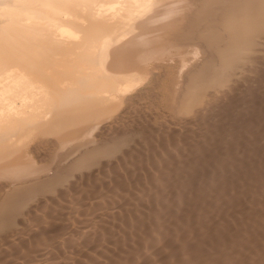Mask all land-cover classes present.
Segmentation results:
<instances>
[{
    "label": "bare ground",
    "instance_id": "6f19581e",
    "mask_svg": "<svg viewBox=\"0 0 264 264\" xmlns=\"http://www.w3.org/2000/svg\"><path fill=\"white\" fill-rule=\"evenodd\" d=\"M14 5L13 8L4 5L6 8L0 9V15L6 19L0 29V264H264V244L261 246L264 241L263 227V233L257 227L263 237L258 235L259 231H255L257 228L254 227L263 226L264 220L261 219L264 213L263 217L260 215L262 218L257 217L256 213L252 211L254 215H251L246 208L254 202V198L249 201L246 194L243 196L251 202H247V206L245 198L241 201L239 196V201L246 206L244 208L248 212L243 210L245 216L249 212L251 217L254 216L251 219L248 214L253 222L244 220L245 226L248 225L247 222L254 225V232L257 234L247 236L236 230L238 234L235 232V236H239L227 241L226 236L219 234L220 230L216 229L218 235L225 237L213 248L216 251L211 252L209 250L213 246L208 244L211 237L205 233V227L201 234H197L199 229L194 228L197 224L191 217L193 214L190 216L186 212L188 214L184 218V204L194 188L188 193L185 190L187 187L184 188L185 193L172 200L166 193L165 185L159 187L158 191L154 188L156 194L146 185H133L132 192L126 191L130 193L123 191L129 190L132 185H129L128 173L126 174L134 169L130 167L131 164L138 162L139 167L144 169L141 158L145 148L140 146L141 143H138L139 146L136 143L131 145L132 136L135 135L131 132L134 125L129 122L132 119L127 121L132 129L130 126L126 127L131 134L118 130L120 121L127 114L124 106L126 90H137L138 87L145 86L151 77L157 75L158 69L166 66V60L162 62L165 66L160 61L169 57L176 58L177 61V72L169 81L168 95L174 100L173 105H170L172 113L190 127L200 120L208 119L207 115L213 118L217 114H214L217 111L215 108L230 101L233 92L245 84L244 77L248 71L246 67L252 65L255 68L258 65L256 62L262 63L264 59V0H21L15 8ZM191 55L196 61L190 68ZM261 58L262 61H259ZM187 60L189 69L186 67L188 63H185ZM173 67L174 65L171 66ZM251 69L246 78L248 83L252 80L248 79ZM172 70L170 69L171 72ZM167 73L164 74L168 75ZM258 79L252 81L261 82ZM171 97H168L169 100ZM172 99L168 102L171 103ZM227 107L218 111L231 110ZM252 108L255 109L254 106ZM211 109L214 111L213 116L210 112L208 114ZM230 113L232 115V111ZM228 117L230 119V115ZM207 119L203 122H207ZM236 119L231 122L232 125ZM133 121L137 123V119ZM175 122L176 120L169 122V125L173 126ZM154 123L146 127L152 129ZM241 123H235L236 128H231L232 132L243 135L244 138L245 135L248 136L245 142L243 139L242 141L252 149L247 148V154L239 153L240 147L236 146L225 150V154L229 153L233 162L232 164L229 159L230 167L233 165L232 168H244L243 171L240 167L234 170L240 173H236L239 185L234 182V188H231L233 191L237 188L250 191L257 199L259 190L263 188L261 181L264 182V129L260 130L257 126L256 130L247 133L245 129L248 125L241 126ZM232 125L229 127H233ZM202 126L204 128V124ZM154 127L157 128L155 125ZM161 128L151 132L152 130L143 131L139 126L137 130L141 129L140 134L137 130L133 131L141 136L142 140L138 138L149 149L147 153H150V149L153 152L152 167L165 173L164 170L169 169L176 161L179 169L182 166L187 168L188 164L181 165L185 163L182 155L173 158L182 146L180 141H177L175 148H171L165 147L166 139L162 142L164 147L157 140L162 138L158 136L163 133ZM176 132L175 129L174 134ZM171 134L166 138H170ZM153 135L155 138L158 136L156 143H153ZM138 138L134 139L139 141ZM184 150L196 156V150L190 147ZM191 163L204 165L202 159L196 158ZM227 163L224 166L222 164L226 169ZM215 173L218 172H214L217 175ZM122 174L126 181L124 178L121 181L118 177ZM184 174L186 183L189 175ZM247 179L251 181L248 182ZM125 182L128 184L125 185ZM126 186L127 189L124 188ZM104 190L109 194L114 193L111 195L115 198H112L117 200L114 202L109 198L114 203L110 200H107L109 204L102 203L101 195L107 193ZM91 192L94 195L90 200L86 199L87 202L84 200L85 203H82L83 196ZM200 195L202 197L203 194ZM206 198L208 200L209 197ZM257 202L254 205L258 207ZM255 206L254 210L258 209ZM233 211L236 212L235 208ZM258 213L261 214L259 211ZM234 219L238 223L239 218ZM57 223H62L64 228L62 231L58 229L56 235L52 229L53 226L57 227ZM208 223L211 224V221L208 220ZM239 225L241 229L243 224ZM251 225H248L249 228ZM24 236L27 237V242L26 239L22 240ZM33 242L36 243L34 247ZM87 252L92 254L88 261L82 258Z\"/></svg>",
    "mask_w": 264,
    "mask_h": 264
},
{
    "label": "rangeland",
    "instance_id": "374dc122",
    "mask_svg": "<svg viewBox=\"0 0 264 264\" xmlns=\"http://www.w3.org/2000/svg\"><path fill=\"white\" fill-rule=\"evenodd\" d=\"M6 1V0H5ZM5 1L4 0H1V4H0V9H2V8H6V7H8V8H13V5L15 4V3H17V4H15L14 5V8L18 5V3L19 2H21V0L19 1H17V0H7L6 1V3H8L9 4V1L11 2L9 5L7 4L6 5V3H5ZM14 3V4H13ZM13 4V5H12ZM6 7H5V6ZM20 5V4H19ZM0 14H1V12H0ZM0 17H2L1 15H0ZM3 17H5V16H3ZM3 17L2 18H0V29L2 28V26L4 25V22L6 21V19L4 18L3 19ZM4 21H3V20ZM3 23V24H2ZM189 57V56H188ZM192 57V58H191ZM191 60H190V63H191V66L189 65V63H188V61L189 60H187V61H185V63L187 64L186 65V67L189 69V67L188 66H190V68L192 67V65H194V63H195V61H196V59L194 60V56L193 55H191ZM172 57H169V58H166V59H164V60H162V61H160V63L161 64H164V66H165V63H162V62H164L165 60V62L167 63L166 64V66L168 67H162L161 69L163 70H161V69H158V73H157V77L155 76H153V77H151L152 79L148 82V83H146L145 84V86H143V87H138V89L137 90H135V89H132V90H126V92L124 93V95H125V97L127 98H125L126 100V103H125V108H126V112H127V114H126V117H125V119L123 120V121H120V125L118 126V130L119 131H125V132H128V130H130V129H128V128H126V127H128V126H130V125H128L129 124V122H130V124H132V126L134 125V130H131V132H132V135H137V131L139 132V134H140V131H141V129L143 130V131H151V132H153V130H158V129H160V127H162L161 128V132H163L162 134H160V135H158V136H160V137H162L163 138V135H164V132H166V131H164V130H167V132H169L170 134L172 133V132H170V130L171 131H173V134H174V132H175V129H176V133L175 134H177L178 135V137L174 134V137L172 136L173 134H171L170 135V138H166V137H169L168 135H169V133H168V135H167V132H166V134L165 135H167V136H165L164 135V138L162 139V138H157L158 136L156 135V138H157V140L160 142V144L162 143V142H165L166 140V142H165V147H173V148H175L176 146H177V143L180 141V143L179 144H181L182 146H180V150H179V152H178V154H175L174 155V157L173 158H175L176 156L177 157H181V155L184 157H181L182 159H183V161L185 162V163H183V164H181V165H186V164H188L187 165V168H186V166L184 167V166H182V168L180 167L181 165H179V167H180V169L178 168V165L176 164L177 162L175 161L174 163H173V165L172 166H169V169H167V170H164L165 171V173L164 172H161V171H157V168L155 169L154 167H152L153 165H152V163H153V156L151 155V153H153L152 151H151V149H150V153L148 154L147 152L149 151V149H146V146L145 145H143L142 144V139H141V136L140 135H137V136H132V142H131V145H133L134 143H136V146H137V144L138 143H141L140 144V146H143L142 148L144 149V150H142L143 151V153H144V151H146L145 152V154H143L142 153V167H144V169L143 168H141V167H139L140 166V164L138 163V162H136L135 164L133 163V164H131L132 166H130V164H129V166L130 167H134V169H132V171L130 172V171H127L126 172V174L128 173V178L129 179H127L128 181V183H129V185H131L130 186V188L133 186V185H139V186H144V185H146L147 187H149V188H151V191L153 192V190H154V188L155 189H157V191H158V189H159V187H161V186H163V185H165V187H166V193L167 194H169L171 197H170V199L172 200V198H176V196H180V195H182L183 194V192L185 193V190L187 191L186 193H188V191H191V188H194V192L192 193V191H193V189H192V191H191V195L190 196H192V197H187L188 199H187V201H186V203L184 204V209H185V213H183L185 216H184V218H186L187 216V214L188 215H192L191 217L193 218V220H195L194 222H196L195 223V225L196 226H194V228L196 227V229H199L198 231L199 232H197V234L198 233H202V228L203 227H205V229H206V234H209L210 235V239H209V241H208V244L210 243V245H212L213 247H211L210 248V250L209 251H211V250H214V251H216V249H213V248H216L217 247V245H218V242H219V240L220 239H223L225 236H226V238H225V240H227V241H229V240H231L232 238H235V237H237V236H239V235H237V236H235V234L239 231V234H240V231L243 233L244 232V234H246L247 236H251L252 235V233H256L257 234V232L259 231L258 230V226H259V228H260V231H262L261 229H262V227H263V231H264V224H263V226H261V225H256V226H254V227H256L257 229H255V231L257 230V232H254V227L251 225V224H249L250 223V221H252V220H250L248 217L250 216L251 217V215H254V213H256L255 215L257 216H262V214L264 213L263 211H264V190L262 191V189L264 188V182H262L261 181V184H263V185H261L263 188H261V186H259L260 188H261V190H259V193H258V198H259V195L260 194H263V195H261L260 196V198L257 200L253 195H252V193L250 192V191H247V190H239V188H237V190H235V191H239V193H235V191H233L232 189L234 188L233 186H232V184H234V182H235V184H236V182L238 181V179H237V176H236V173H238V174H240L239 172H237V171H234L235 169L237 170V168L238 167H240V166H236L237 168H232V166L230 167V165H231V162H232V160L230 159V154L228 153L227 155L225 154L226 152H225V150L227 151L228 149H229V147H233V146H236V147H240V148H238L239 149V153H242V154H247V153H249V151H248V149L249 150H251L252 148L251 147H246L245 145H244V142L246 141L245 140V138L246 139H248V136H246L245 135V138H244V136L242 137V136H239L238 134H236V132H232V129L231 128H236L235 126H234V124L236 123L237 125L238 124H240L241 122V126H242V124L244 125V126H246V125H248V126H246V129L245 128H243V130L245 129V131L248 133L250 130V132H253V130H256L255 129V127H257V126H259L258 128H260V130H262V129H264V126H262V124L264 125V64H263V62H264V59L263 58H261V60L259 59V61H262V59H263V61H262V63L261 62H256V64H258V65H256V64H253V65H256L255 66V68L254 67H252V65L249 67V66H247L246 68H247V72H246V74L248 75V73H250L249 72V69H251V71L253 72V74H252V72H251V74L253 75H251V74H249V76L250 77H248V79H249V81H250V79L252 78V80H255V79H260L261 80V82L260 81H252L251 80V82L250 83H248V80H246V78H247V75L244 77L245 79H244V81H245V84H244V81H243V84L241 83V85H243V87L242 86H240V88H238L237 90H235L232 94V96L230 97V101L228 100V101H226L225 103L223 102V104L225 105H222L221 103V106L222 107H220V105H219V108H215V110L217 109V111H215L214 110V108H213V110L215 111H213L212 109V112H211V110H209L208 111V114H209V112H210V114L213 116L215 113H217L215 116H213V118H215V119H213L212 117H210V115H207V116H209L208 117V119H209V122H208V119H207V122H203V121H205V120H200V121H198V123L197 124H194V125H191V127L190 126H188V125H185V123H183L182 122V120H180L178 117L176 118L175 117V115L172 113V110H170L171 109V104L174 102V100L172 99V97L170 96V95H168L169 94V90H170V87H169V85H170V82H171V77L174 75V74H176V72L177 71H175V70H177V63H175V62H177L176 61V58H172ZM170 60L171 59V61H173V63L171 62V61H167V60ZM170 64H169V63ZM154 63V62H153ZM175 63V64H174ZM263 65V66H261V64ZM260 64V65H259ZM169 65H170V67H169ZM172 65H174V67L173 68H175V69H173V68H171V66ZM248 67H249V69H248ZM259 67H261V69L259 68ZM166 68V69H165ZM186 68V69H187ZM258 68V69H257ZM170 69L172 70V72L170 71ZM257 71H256V70ZM161 70V71H160ZM185 70V69H184ZM261 70V71H260ZM168 71H170V72H168ZM260 71V72H259ZM168 72V73H167ZM174 72V73H173ZM164 73H167L168 75H166V74H164ZM171 73V74H170ZM173 73V74H172ZM260 73V74H259ZM163 74V75H162ZM260 77H259V76ZM261 76H263V77H261ZM254 77H255V79H254ZM257 77V78H256ZM155 78V79H154ZM173 78V77H172ZM258 79V80H259ZM170 81V82H169ZM169 82V83H168ZM252 82H253V84L256 86H254L253 84H252ZM254 82H257V83H254ZM249 84V85H248ZM257 84H258V86H257ZM250 85H252V86H250ZM245 86H246V88H245ZM249 86H250V88H249ZM263 86V87H262ZM248 87V88H247ZM255 87V88H254ZM166 88V89H165ZM167 88H168V90H167ZM252 88V90L250 91V89ZM263 88V89H262ZM242 89V91H240ZM246 89H248V90H246ZM257 89V90H256ZM134 90V91H133ZM259 90H261V91H259ZM168 91V92H167ZM237 91V92H236ZM260 93H259V92ZM262 91H263V94H262ZM129 92V93H128ZM133 92V93H132ZM252 92V93H251ZM256 92V93H255ZM127 93V94H126ZM131 93V94H130ZM237 93L239 94V93H241V94H239V95H237ZM248 93V94H247ZM259 93V94H258ZM128 94H130V95H128ZM258 94V95H257ZM168 95V96H167ZM249 95V96H248ZM260 95H262V96H260ZM238 96V97H237ZM245 96V97H244ZM251 96V97H250ZM254 96V97H253ZM168 97H171L170 98V100H169V98ZM241 97V98H240ZM168 98V100H166ZM250 98H251V100H250ZM129 99V101H127ZM171 99H172V102L171 103H169L170 101H171ZM243 99H245V100H243ZM249 99V100H248ZM166 100V101H165ZM234 100V101H233ZM247 100V101H246ZM169 101V102H168ZM249 101V103H247ZM234 102H235V105H234ZM239 102V103H238ZM255 102V103H254ZM129 103L131 104V105H129ZM167 103V104H166ZM231 105L230 107H229V105ZM240 104V105H239ZM128 105L130 106V109L128 108ZM133 105V106H132ZM173 105V104H172ZM227 105H228V107H227ZM233 105H234V107H235V109H234V107H233ZM250 105H252V106H250ZM224 106V107H223ZM247 106V107H246ZM254 106V110H253V107ZM257 106V107H256ZM261 106V107H260ZM225 107H227V108H229V109H231V110H228L227 109V111L230 113L231 111H232V115H231V113L229 114L230 115V119H229V115H227L226 116V114L224 115V113H228L227 111L225 112H222V110H220V111H218L220 108H224V109H226ZM244 107V108H243ZM153 108V109H152ZM242 108V109H241ZM248 108H250V109H248ZM252 108V109H251ZM258 108V109H257ZM262 110H261V109ZM136 109V110H135ZM143 109H144V111H143ZM146 109V110H145ZM169 109V110H168ZM246 109V110H245ZM128 110V111H127ZM131 110V111H130ZM250 110V111H249ZM252 110V111H251ZM258 110V113L256 112ZM146 111V112H145ZM148 111V112H147ZM156 111V112H155ZM240 113H239V112ZM247 111H249V112H247ZM128 112H131V113H129L128 114ZM165 112V113H164ZM213 112H214V114H213ZM218 112H220V113H218ZM221 112L223 113V114H221ZM252 112H254V114L256 115H254ZM145 113V114H144ZM146 113L148 114V115H146ZM150 113V114H149ZM168 113H170L169 115H168ZM243 113V114H242ZM163 114H165V116L163 115ZM207 114V113H206ZM221 114V115H220ZM236 114H237V117H236ZM252 114H253V116H252ZM127 115H129V117L127 116ZM154 115H155V117H154ZM262 116V117H260V116ZM142 116V117H141ZM148 116V117H147ZM233 116V117H232ZM134 117V118H133ZM141 117V118H140ZM146 119H145V118ZM140 118V119H139ZM144 118V119H143ZM148 118V119H147ZM151 118V119H150ZM155 120H154V119ZM212 118V119H211ZM216 118H218V119H216ZM226 118H228V119H226ZM236 119V118H238V119H236L237 121L239 120L240 122H237V121H235L234 122V124L232 125V123H233V120L234 119ZM243 118V119H242ZM129 119H132V121L130 120L129 121ZM133 119L134 120H136L137 119V123H136V121H133ZM140 120V122H138L139 120ZM153 119V120H152ZM167 121H166V120ZM224 119H226V120H224ZM232 119V120H231ZM151 122H149V121ZM158 120H160L159 121V123L161 124L162 122H164V123H162V125L163 124H165L166 126H162V125H160L159 123H158ZM176 120V122H175V124L173 123V126L172 125H169L170 123H172V122H174ZM179 122H178V121ZM212 120V122H210ZM229 120V121H228ZM242 120V121H241ZM127 121H129V122H127ZM143 121V122H142ZM144 121H146V122H149V123H146V122H144ZM214 121V122H213ZM222 121H223V123H222ZM255 121V122H254ZM121 122H123V123H121ZM132 122V123H131ZM155 122V123H154ZM156 122H157V124H156ZM170 122V123H169ZM178 122V123H177ZM199 122H201V125H200V123ZM216 122H218V123H216ZM227 122H228V124L229 125H232L233 127H229V125H227ZM232 122V123H231ZM251 122L253 123L252 125H251ZM260 122H262V123H260ZM126 123V124H125ZM140 123V124H139ZM145 124V126H144V124ZM152 123H154L153 125H152V129L151 128H148V127H150V125L152 124ZM178 125H177V124ZM207 123V125H205ZM210 123H212V126H211V124ZM216 123V125H214V124ZM224 123H226V124H224ZM136 124H139V126H140V128L141 129H139V130H137L138 128H139V126H138V128H137V126H136ZM142 124V125H141ZM150 124V125H149ZM159 124V125H158ZM204 124V128H203V125ZM217 124H218V126H217ZM226 126H224V125ZM250 124V125H249ZM260 124H261V126H260ZM127 125V126H126ZM146 125L148 126V127H146ZM154 125L155 126H157V128L155 129V127H154ZM172 126V128L169 130L168 128H170L169 126ZM176 125V126H175ZM180 125V126H179ZM208 125H210V126H208ZM214 125V126H213ZM255 125V126H254ZM159 126V127H158ZM177 126H179V128H177ZM193 126H195V127H193ZM200 126V127H199ZM202 126V127H201ZM208 126V127H207ZM216 126V128H214ZM243 126V127H244ZM166 127V128H165ZM174 127V128H173ZM176 127V128H175ZM189 127V128H188ZM229 127V128H228ZM249 129H248V128ZM129 128H131L132 129V127L130 126ZM148 128V129H147ZM154 128V129H153ZM184 128V129H183ZM188 128V129H187ZM195 128V129H194ZM205 128H208V129H205ZM219 128V129H218ZM224 128V129H223ZM225 128H227V129H229V130H227V129H225ZM252 128V129H251ZM254 128V129H253ZM128 129V130H127ZM174 129V130H173ZM187 129V130H186ZM195 131H193V130ZM210 129V130H209ZM231 129V130H230ZM135 130H137L135 133L133 132V131H135ZM179 130H180V132H179ZM197 130V131H196ZM206 130H208L207 132H206ZM220 130V131H219ZM223 130V131H222ZM227 130V131H226ZM184 131H186V132H184ZM131 132H128L129 134H131ZM180 134H179V133ZM184 132V133H183ZM193 132V133H192ZM235 136H233L231 133ZM249 132V133H250ZM208 133V134H207ZM215 133V134H214ZM229 133H230V135H229ZM181 134H182V138H181ZM236 134V135H235ZM162 135V136H161ZM180 135V136H179ZM184 135V136H183ZM209 135V136H208ZM229 137H228V136ZM232 135V136H231ZM238 135V136H237ZM172 136V137H171ZM176 136V137H175ZM188 136V137H187ZM208 136V137H207ZM231 136V137H230ZM237 136V137H236ZM141 139H139V138ZM153 137V143L155 142V135H153L152 136ZM185 137H186V139H185ZM205 137H206V139H205ZM211 139H210V138ZM227 137H228V139H227ZM233 137V138H232ZM238 137H239V139H238ZM134 138H138L139 139V141H137L136 139H134ZM173 138V139H172ZM179 138V139H178ZM184 138V139H183ZM230 138H232V139H230ZM237 138V139H236ZM166 139V140H165ZM169 139V140H168ZM175 139V140H174ZM182 139V140H181ZM201 139H203V141L201 140ZM207 139L209 140V141H207ZM242 139H243V141H242ZM134 140V141H133ZM137 142H136V141ZM156 140V141H157ZM162 140H164V141H162ZM200 140H201V142H200ZM205 140H206V142H205ZM224 140L226 141V142H224ZM227 140H229V141H227ZM237 140V141H236ZM169 141V142H168ZM170 141H172V143L170 142ZM176 141V142H175ZM178 141V142H177ZM211 141H213L214 142V145H213V142H211ZM201 144H200V143ZM211 142V143H210ZM230 142V143H229ZM232 142H234L235 144H233ZM239 142V143H238ZM156 143V142H155ZM185 143H186V145H185ZM209 143V144H208ZM224 143V144H223ZM226 143H228V144H226ZM241 143H243V144H241ZM169 144V145H168ZM174 144V145H173ZM176 144V145H175ZM229 144H231V145H229ZM238 144V145H237ZM164 144L162 143V146H163ZM202 145H204V146H202ZM207 145V146H206ZM216 145V146H215ZM217 145H219V147L217 146ZM240 145V146H239ZM135 146V145H134ZM138 146H139V144H138ZM145 146V147H144ZM186 146H189L191 149H194V150H196V153H195V155L196 156H194L193 154H191L189 151H186V150H184V149H187V148H189V147H186ZM242 146V147H241ZM164 147V146H163ZM182 147V148H181ZM149 148V147H148ZM206 148V149H205ZM230 148V149H231ZM248 148V149H247ZM209 150V151H208ZM247 150V151H246ZM186 151V152H185ZM208 151V152H207ZM224 151V152H223ZM241 151V152H240ZM245 151V152H244ZM183 152H185V153H182ZM207 152V153H206ZM211 152V153H210ZM251 152V151H250ZM148 154V155H147ZM186 154V155H185ZM190 154V155H189ZM209 154V155H208ZM225 154V155H224ZM144 155V156H143ZM151 156V158H150V156ZM187 155H188V158H187ZM192 155V156H191ZM207 155V156H206ZM193 156H194V158H193ZM226 156H228V158H226ZM39 157V156H38ZM189 157H190V160H189ZM40 158V157H39ZM172 158V159H173ZM202 159L203 160V163H204V165H202V164H198V165H193L191 162H192V160L193 159ZM207 158H208V160H211V161H208L207 160ZM218 158H219V160H218ZM223 158V159H222ZM38 159V158H37ZM171 159V158H170ZM171 159V160H172ZM188 159V160H187ZM216 159V160H215ZM229 159L231 160V162H229ZM218 160V161H217ZM227 160V161H226ZM208 161V162H207ZM215 161V162H214ZM224 161H226V162H228L227 164V169H228V166L230 167L229 169H231L230 171H229V169L227 170L226 169V166H225V168L223 167L224 165H226V162H225V164H224ZM188 162H190V163H188ZM213 162V163H212ZM210 163V164H209ZM215 163V166L213 165ZM217 163V164H216ZM137 164H138V167L140 168H138L137 167ZM145 164V165H144ZM192 164V165H191ZM222 164H223V166H222ZM232 164H233V162H232ZM134 165V166H133ZM218 165H220V166H218ZM236 165H238V164H236ZM136 166V167H135ZM191 166H193L192 168H191ZM198 166V167H197ZM213 167V169H212V167ZM217 166V167H216ZM262 167H263V165H261ZM184 167V168H183ZM195 167H197V168H195ZM221 169L222 167V170H220L219 168ZM138 168V169H137ZM153 168V169H152ZM171 168H173V169H175V170H173V169H171ZM191 168V169H190ZM219 170H218V169ZM241 168V169H240ZM239 169L240 170H244V168H242V167H240ZM264 168V167H263ZM130 169V170H131ZM135 169H137V171L135 172ZM155 169V170H154ZM217 169V171H215V170ZM224 169H225V171H227V173H225V171H224ZM147 170V171H146ZM179 170H180V172H179ZM186 170V171H185ZM187 170H188V172H187ZM197 170V171H196ZM214 170V171H213ZM242 170V171H243ZM145 173H144V172ZM175 171H176V173H175ZM185 171V172H184ZM189 171H191L190 173H191V175L189 174ZM213 172V174H212V172ZM229 171V172H228ZM148 174H147V173ZM153 172V173H152ZM157 172V173H156ZM198 172V173H197ZM214 172H218V173H215V174H217V175H214ZM221 172V173H220ZM232 172V173H231ZM235 172V173H234ZM132 173V174H131ZM134 173V174H133ZM184 173H188V175H189V178H187L188 180L187 181H189V182H187L186 181V183L184 182L186 179L184 178V175H186V174H184ZM196 173V174H195ZM222 173H224V174H226V175H222ZM231 173V174H230ZM235 175H234V174ZM242 173V172H241ZM141 176H140V175ZM157 174H158V176H157ZM180 174V175H179ZM135 175V176H134ZM147 175V176H146ZM160 175H161V177H160ZM183 175V176H182ZM220 175H222V176H220ZM230 175V176H229ZM233 175V176H232ZM245 175V174H244ZM144 176V177H143ZM150 176V177H149ZM155 176V177H154ZM176 176H178V177H176ZM197 176H198V178H197ZM220 176V177H219ZM227 176V177H226ZM229 176V177H228ZM119 178H120V180L121 181H123L124 179V181H126V178H125V175L123 176V174L121 175V176H118ZM131 177V178H130ZM137 177V178H136ZM140 179H139V178ZM162 177H163V179H162ZM182 177V178H181ZM190 177H192V179L190 178ZM216 178V179H214V178ZM222 177V178H221ZM232 177H234V178H232ZM236 177V178H235ZM248 177V176H247ZM264 176H262V178H263ZM118 178V179H119ZM124 178V179H123ZM146 178V179H145ZM159 178V179H158ZM180 178V180L178 181V179ZM195 178V179H194ZM244 178V177H243ZM143 179V180H142ZM145 179V180H144ZM151 181H150V180ZM155 181H154V180ZM158 179V180H157ZM181 179H184L183 181L181 180ZM201 179V180H200ZM214 181H213V180ZM220 179V180H219ZM225 181H224V180ZM233 179V180H232ZM236 179H237V181H236ZM138 180V181H137ZM200 182H199V181ZM229 180V181H228ZM250 179H247V181L248 182H250L249 181ZM133 181H136V182H133ZM146 181V182H145ZM154 181V182H153ZM178 181V182H177ZM203 181V182H202ZM205 181V182H204ZM213 181V182H212ZM227 181V182H226ZM127 182H125V185H127L128 183ZM130 182H132V183H130ZM141 182H142V184H141ZM145 182V184H143ZM150 182V183H149ZM167 182V183H166ZM180 182V183H179ZM183 182V183H182ZM191 182H192V184H191ZM203 186H201L199 183ZM245 182V181H244ZM248 182H246V183H248ZM121 183H124V182H121ZM152 183H154V184H152ZM156 183H157V185H156ZM163 183V184H162ZM196 185V186H198V187H196L194 184ZM198 183V184H197ZM260 183V182H259ZM186 184V186H184ZM190 184V185H189ZM206 186H205V185ZM211 184V185H210ZM212 184H214V185H212ZM230 184H231V186H230ZM237 184H238V182H237ZM249 184V183H248ZM250 184H252V182L250 183ZM149 185V186H148ZM179 185V186H178ZM192 185V186H191ZM216 185H217V187H216ZM239 185V184H238ZM107 186L108 185H106V188H107ZM183 186V187H182ZM195 186V187H194ZM207 186H209V187H207ZM211 186V187H210ZM252 186V185H251ZM181 187V188H180ZM187 187V189H185L184 190V188H186ZM201 187H202V189H201ZM216 187V189H214ZM231 187H233V188H231ZM236 187H238L237 185H236ZM124 188H126L127 189V186L126 187H124ZM129 188V187H128ZM129 188V190L127 189V190H123L124 192H126V191H131L132 192V189H134V186H133V188H131L130 189ZM153 188V189H152ZM199 188V189H198ZM208 188V189H207ZM259 188V189H260ZM183 189V190H182ZM190 189V190H189ZM196 189V190H195ZM209 189H210V191H209ZM212 189V190H211ZM213 189H214V192H213ZM219 189V190H218ZM236 189V188H235ZM99 190V189H98ZM198 190H199V192H198ZM205 190V191H204ZM207 190L209 191V192H207ZM95 191H97V190H95ZM95 191H94V194L95 195H97L96 193H95ZM104 191H106V190H104ZM156 190H154V192L153 193H155L156 194V192H155ZM182 191V192H181ZM241 191H243V192H241ZM107 192V191H106ZM180 192H181V194H180ZM199 194H198V193ZM210 192H212L211 194H210ZM241 192V193H240ZM249 194H248V193ZM108 193V195H111V194H114V193H112V192H110V194H109V192H107ZM107 193L105 194V195H101V198L99 197V199H101V201H103L102 203H104V204H109L110 202H108L112 197H114L115 198V196H113V195H111V197H109L108 195H107ZM126 193H130V192H126ZM195 193H197L196 195H197V197H196V195H195ZM209 193V194H208ZM214 193V194H213ZM218 193V194H217ZM243 193V194H242ZM93 193L91 192L89 195H84L83 196V200H82V203H85V202H87L86 201V199L89 201L90 199V197L91 196H93L92 195ZM200 194H203L202 195V197H201V195ZM205 194H207V195H205ZM234 194V195H233ZM237 194V195H236ZM239 194V195H238ZM241 194H242V196H241ZM247 195L246 197H249V201L251 200L252 201V199L254 200V202L252 201V203L251 202H248V198H245V197H243L244 195ZM253 196V197H251V195ZM99 195V196H100ZM213 195V196H212ZM235 195H236V197H235ZM87 196H88V198H87ZM106 196H108L107 198H106ZM211 196V197H210ZM239 196L241 197V199L239 198ZM262 196H263V198H262ZM196 197V198H195ZM206 197H209L208 198V200H206L207 198ZM216 197H217V199H216ZM238 197V198H237ZM110 198V199H109ZM114 198H112L111 200L112 201H114ZM198 198H200V199H198ZM205 198V199H204ZM210 198H212V199H210ZM214 198V199H213ZM245 198V202L247 203H251L250 205H248V203L246 204L245 202V204H246V208L248 209V211L250 210V212H251V215H250V212L248 213L249 214V216H248V214H247V216H245V214L246 213H244V211H246V212H248L247 210H246V208H244V206H243V202H241V201H243V199ZM191 199V200H190ZM196 199H198V200H196ZM210 199V200H209ZM217 201H216V200ZM239 199L241 200V201H239ZM84 200H85V202H84ZM108 200V201H107ZM110 200V201H111ZM117 199H115V201H116ZM196 200V201H195ZM201 200H203V202L202 203H200L199 204V202ZM237 200L239 201V202H237ZM258 202H257V201ZM261 200H263V201H261ZM111 201V203H114V202H112ZM205 201H207V202H205ZM219 201V202H218ZM221 201V202H220ZM108 202V203H107ZM235 202V203H234ZM241 202V203H240ZM256 202H257V205H258V207L257 206H255L256 205ZM262 202V203H261ZM198 203V204H197ZM208 203H209V205H208ZM254 203H255V205H254ZM210 204L212 205V206H210ZM234 204V205H233ZM236 204H238V205H236ZM186 205V206H185ZM200 207H199V206ZM207 205H208V207H207ZM236 205V206H235ZM253 205V206H252ZM260 205H262L261 207H260ZM205 206V207H204ZM239 206V207H238ZM254 206L256 207V208H258V209H256V210H254ZM203 207V208H202ZM235 208V210H236V212H234L233 210H234V208ZM252 207V208H251ZM260 207V208H259ZM232 208H233V210H232ZM239 208V209H238ZM241 208H242V210H241ZM244 208V209H243ZM211 209V210H210ZM214 209V210H213ZM216 209V210H215ZM262 209V211H260ZM220 210V211H219ZM244 210V211H243ZM98 211V210H97ZM184 211V210H183ZM182 211V212H183ZM207 212V214H206V212ZM210 211H212L211 213H209ZM220 213H219V212ZM229 211H230V214H229ZM252 211L254 212L253 214H252ZM258 211L259 212H261V214H259L258 213ZM99 212V211H98ZM186 212H188V213H186ZM233 212V213H232ZM243 213V214H242ZM220 214V215H219ZM233 214H234V216H237V217H234L233 216ZM235 214H238V215H235ZM241 214V215H240ZM231 215L233 216V217H231ZM211 216V217H210ZM217 216V217H216ZM257 216V217H258ZM260 216V217H261ZM264 216V215H263ZM262 216V217H263ZM199 217H202V218H199ZM210 219H209V218ZM212 217H213V219H212ZM248 219V220H246V218ZM254 217V216H253ZM253 217H251V219H254ZM261 217V218H262ZM190 218V217H189ZM199 218V219H198ZM234 218H236V219H238L239 221H238V223L239 224H243V225H241L242 227H241V229H240V225L236 222L235 223V219L233 220ZM264 218V217H263ZM261 219V221L262 220H264V219ZM217 219V220H216ZM221 219V220H220ZM258 219H260V218H258ZM208 220L209 221H211V224L210 223H208ZM215 220L217 221V223H215ZM244 220L245 221H249V223L247 222V224L248 225H251V227H252V230L253 231H251V227L249 228V226L247 225V226H245L246 225V223L244 222ZM220 221V222H219ZM237 221V220H236ZM242 221V222H241ZM194 222H192V225H194ZM214 222V223H213ZM223 222V223H222ZM245 224H244V223ZM253 222V221H252ZM213 223V224H212ZM220 223H222V224H220ZM18 224V223H17ZM209 224H210V226H209ZM215 224H217V226L215 225ZM237 224V226H235V225ZM19 225V224H18ZM58 225H60V226H58ZM215 225V226H214ZM222 225V226H221ZM20 226V225H19ZM56 226L57 227H55V226H53V228L54 229H52V232H54L53 234H56L57 235V233L59 232V230L58 229H60V231H62V228H64V226L62 227V223H57L56 224ZM214 226V227H213ZM220 226H221V228H220ZM245 226V227H244ZM21 227H23V226H21ZM59 227H61V228H59ZM211 227H213V229L211 228ZM217 227V228H216ZM222 227H223V229H222ZM234 227H237L238 229H236V228H234ZM245 229H244V228ZM249 228V229H248ZM220 230V231H218V232H220L219 234H224V235H222V236H220V235H218V232H217V230ZM213 230V231H212ZM223 230V231H222ZM236 230H238L237 232H236ZM244 230V231H243ZM221 231L223 232V233H221ZM260 231L258 232V235L260 236H262L264 233H263V231H262V233H260ZM55 232H57V233H55ZM236 232V233H235ZM214 233V234H213ZM53 234H51L50 233V235H51V237H53L52 235ZM238 234V233H237ZM254 235V234H253ZM224 236V237H223ZM260 236V237H261ZM264 236V235H263ZM262 236V237H263ZM50 237V238H51ZM223 237V238H222ZM24 238V239H23ZM22 238V240H25L26 242L28 241L27 240V237L25 238V236ZM262 239V238H261ZM263 239H264V237H263ZM262 239V240H263ZM261 240V241H262ZM260 241V242H261ZM24 242V241H23ZM259 242V243H260ZM263 242V243H262ZM261 243V246H263V244H264V241H262ZM33 247H34V245L36 246V243L34 244V242H33ZM215 245V246H214ZM193 247H194V245H193ZM212 252V251H211ZM211 252H206L207 254H209V253H211ZM88 255H90V256H88ZM91 253L89 252H87V253H84V255H83V259H85V260H89L90 259V257H91ZM205 256H206V254H205Z\"/></svg>",
    "mask_w": 264,
    "mask_h": 264
}]
</instances>
